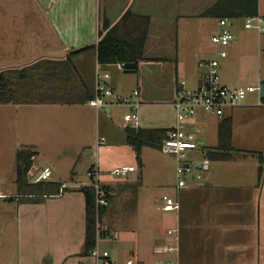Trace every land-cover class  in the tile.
Masks as SVG:
<instances>
[{
	"label": "crops",
	"instance_id": "0c3cea01",
	"mask_svg": "<svg viewBox=\"0 0 264 264\" xmlns=\"http://www.w3.org/2000/svg\"><path fill=\"white\" fill-rule=\"evenodd\" d=\"M1 1L0 72L21 70L45 60H66L76 50L97 46L101 33L108 34L123 23L127 15V24L117 29L122 37L136 36L140 21L147 24L143 60L133 72L140 79L136 90L140 92L142 106L160 97L172 108L183 90L182 82L195 74L201 78L204 70L199 64L217 56L218 48L211 38L218 30V16L224 8L217 6L221 0H104L102 21L98 10L101 0H69V7L57 6L58 3L48 7L44 0H23L21 6L15 8L3 6ZM258 1V16L264 18V0ZM252 30L242 24L234 33L235 39L228 48L229 56L220 66L223 85L244 88L264 84V32ZM73 61L80 73L77 77L79 91L85 93L87 85V95L96 94L100 67L115 66L100 65L95 49L75 56ZM113 88L117 90L116 84ZM0 106L18 108L15 110L17 122L38 118L46 112L40 110L37 114L23 108L76 109L82 126L85 119L89 121L90 114L93 118L96 113L97 134L103 130L101 119L105 135L106 114L111 112L110 117L116 118L119 112L126 114L129 111L122 105L118 106L120 111L117 105L100 109L89 104ZM175 124L146 129L169 130ZM187 128L197 132L199 158H208L211 166L201 181L188 179V186L180 190V211H164L161 197L156 207L152 205V211L165 213L158 228L160 231L155 233L156 229H151L150 234L146 231L144 236L137 237L140 228L124 225L126 220L118 224L124 229L115 231V225L106 224L107 208L116 196H121L130 187L107 183L104 168L100 172V188L102 197L106 199L107 194L109 198L107 207L101 208L96 246L108 251L118 264H124L130 257L146 264L166 260L176 264H264V97L260 91L248 94L241 104L228 108L221 117L200 110L187 123ZM113 140L116 145L129 143L126 131L125 138L117 141L114 137ZM91 142L88 138L86 145ZM100 146L97 137V149ZM141 160L140 172L144 162L146 164L142 152ZM154 163V175L160 182L162 162ZM34 167L29 175L31 182L39 173ZM46 168L52 171L51 178L46 181L51 194L40 195L39 202L20 200L15 171L0 176V183L4 185L0 186V244L4 240L8 243L0 246V264H94L92 252L86 249V201L81 190L93 182L89 178L90 183L86 185L73 177L68 185L61 177L53 178L57 171L55 167ZM174 175L176 180V169ZM63 185L68 188L62 189ZM60 186L57 194L55 191ZM6 192H12L9 198H16L9 201ZM168 193L175 195L176 183ZM165 223L167 228L162 226ZM178 226L180 250L177 254L168 251L175 243L168 231ZM110 232H114V236L117 234L120 240L116 244V253L106 249V237L111 236ZM28 239L31 242L24 247Z\"/></svg>",
	"mask_w": 264,
	"mask_h": 264
},
{
	"label": "rangeland",
	"instance_id": "374dc122",
	"mask_svg": "<svg viewBox=\"0 0 264 264\" xmlns=\"http://www.w3.org/2000/svg\"><path fill=\"white\" fill-rule=\"evenodd\" d=\"M22 1L23 0H2L1 3L3 6L15 8L21 6ZM99 3L101 4L98 7L99 17L103 21L104 0H101ZM56 4L60 7L70 6L69 0H44L45 6L51 7ZM88 9H90L89 6ZM244 22L245 20L243 19H237L232 26V31L237 33ZM252 31H255V29ZM97 35L98 32L96 28V39ZM181 35L183 34L181 33ZM180 41L182 44V39ZM191 41L192 36L190 37V42ZM88 59L93 60L91 57ZM114 65V67L109 68L100 67V75H103L104 72H107L105 69H108L111 79L110 81H106V83L112 88L113 85L116 84V92L119 94H132L133 91L139 87L140 79L138 74L125 73L124 70H119L117 68V64ZM197 76L198 74H195L186 78V89L190 90L198 87L200 77L197 78ZM103 81L104 80H102V82ZM154 99L157 100L153 103H146L141 107L139 111L140 126L145 129L164 128L176 122L175 109L167 104L165 99H160V97H155ZM118 106L121 105H117V110L120 111L119 108L121 107ZM68 108L69 107L60 108L57 109V111H54L55 109L35 110L32 108H23V110H31L37 114H39L38 112L40 110H45L46 112L42 113L38 118L29 120L21 119L20 122H17L15 119V110L18 108L0 106V176L7 175V172H11L12 170L15 171L16 176V153L18 149L22 146H30L34 143L35 145L32 146H35L39 152V155L36 156L34 160V169L36 168L39 169V171H43L47 166L55 167L57 171L53 175L54 179L61 177L65 183L70 185V183H72V178L75 177L80 183L87 185L90 183L89 177L87 176L88 170L91 167H99L100 172L106 168L107 183L112 185L125 184L130 187L129 190H126L121 196H116L107 208L106 224L112 223L115 225V231H122V229H124L120 228L118 224L120 221L125 220L127 222H124V225L129 224L130 228L132 226H138L140 228L137 237L144 236L146 231L150 234L151 229H156L155 233L160 231L158 228L159 225L162 224L161 218L165 213L161 211L158 213L157 211H152V205L156 207L158 205V200H160L159 198H163L164 194H169V188H172L174 183H176L174 177V170L176 169L175 158L162 153L158 148L144 147L141 152L143 158L146 160V164L144 162L142 173L138 170L139 163L137 162V156L131 144L126 142L122 143V141V144L116 145L113 140L114 137H116L117 141L119 138H125L123 113L121 114V112H119L116 118L110 117L111 112H109L110 115L106 114L105 135L104 125H102L101 119L100 123L103 130L97 134L96 113L93 118H91L90 114L88 116L89 121L85 119V125L82 126L76 109ZM18 124H20V126H17ZM102 135L106 136V138L104 137L106 139V145H104V143L97 149V137L102 138ZM88 138L89 142L92 141L90 143V145H93L92 147L86 145L88 144ZM191 156L197 158L199 152H191ZM201 159L202 158L199 160ZM154 162H162L161 167L163 172H161L162 178L160 182H157L154 175L156 169ZM124 165L136 166L137 170L135 173L132 172L126 177H117L111 174L114 169ZM29 179L31 180L32 177H29ZM188 179L194 180V177L192 176ZM0 186L4 185L0 183ZM6 187H8V185ZM6 193L8 198L12 195V192ZM160 203L162 204V202ZM167 225L168 224L165 223L162 226L167 228ZM110 233L111 236L106 237V249H109L112 253H116L114 252L115 249H117L116 244L119 243L120 240L117 234L114 236V232ZM8 238L9 237H7V240ZM5 242V240L2 241L0 246ZM30 242L31 239L30 241L28 239L24 243V247L29 246L28 244ZM5 244L7 246L8 243ZM13 252L12 250L11 253Z\"/></svg>",
	"mask_w": 264,
	"mask_h": 264
},
{
	"label": "trees",
	"instance_id": "16d2710c",
	"mask_svg": "<svg viewBox=\"0 0 264 264\" xmlns=\"http://www.w3.org/2000/svg\"><path fill=\"white\" fill-rule=\"evenodd\" d=\"M258 0H221L217 6H224L219 18L248 19L259 14ZM209 14V12H207ZM127 15L120 25H117L108 34L101 33V40L97 46H89L76 50L61 61H42L21 70H6L0 72V104L14 105H84L89 104L95 95L80 93L77 85L80 73L75 67L73 58L85 51L95 49L100 65H114L118 63L138 64L143 60L144 46L147 40V24L140 21L134 37H122L117 29L127 24ZM126 22V23H125ZM120 27V28H121ZM131 34V33H129ZM125 72V71H124ZM81 77V76H80ZM77 79V80H76ZM84 82V81H83ZM115 90V89H114ZM116 91V90H115ZM127 140L134 147L139 165H142L141 151L144 147L160 148L168 129L125 128ZM39 152L35 146H22L16 153V184L17 196L26 202L41 201L42 194H51L48 183L33 184L29 173L34 166V160ZM93 182V181H92ZM93 184V183H92ZM42 186V187H41ZM61 186L56 189L60 193ZM81 190L85 194L87 235L86 249L92 252L96 248L98 223L101 218V209L97 211L96 189L84 186ZM54 193V194H56ZM107 193V192H106ZM16 197L8 198L14 200ZM109 196L106 194V199Z\"/></svg>",
	"mask_w": 264,
	"mask_h": 264
},
{
	"label": "built area",
	"instance_id": "2783aa9c",
	"mask_svg": "<svg viewBox=\"0 0 264 264\" xmlns=\"http://www.w3.org/2000/svg\"><path fill=\"white\" fill-rule=\"evenodd\" d=\"M237 19L225 17L218 20V30L212 36L211 42L218 48L217 56L208 61L201 62L199 67L204 70L198 87L195 89H186V82L183 81L181 91L178 98L173 103L176 110V125L169 129L162 140L160 150L166 155L173 156L176 161V193L175 195L166 194L162 198L163 210L167 212L178 213L181 209L179 192L188 186V178L194 177L199 182L203 179L204 174L210 170L211 162L208 158L203 157L199 160V156H191V152L199 150L197 142V132L187 128V123L194 118L201 110L209 115L221 117L228 108H232L241 104L248 94L260 91L259 87L248 86L244 88H231L221 83L220 66L221 62L228 58V48L235 39L232 26ZM244 27L246 29H255L259 33L264 32V18L256 16L254 18L245 19ZM124 63H118L119 70L125 69ZM111 79L108 72L100 75L97 72L96 96L89 102V105L100 109L110 105H122L129 108L124 114L125 128L138 130L139 111L142 107L140 100V92L135 90L130 95H122L117 93L114 88L109 86L106 81ZM102 80H104L102 82ZM105 138H98V144H104ZM137 170L136 166L124 165L114 169L111 174L117 177H126L130 173ZM52 172L46 168L39 176L34 178V183H39L50 179ZM88 177L93 181L92 187L96 189L97 195V211L102 206L107 207L108 200L102 197L100 188V170L99 167H92L88 171ZM67 185H63L62 189H67ZM168 235L174 238L175 243L168 247L169 252L179 253L180 250V228L175 227L168 231ZM94 264H118L108 251H103L99 247L92 251ZM124 264H146L130 257ZM152 264H176L174 261H156Z\"/></svg>",
	"mask_w": 264,
	"mask_h": 264
},
{
	"label": "water",
	"instance_id": "95a60500",
	"mask_svg": "<svg viewBox=\"0 0 264 264\" xmlns=\"http://www.w3.org/2000/svg\"><path fill=\"white\" fill-rule=\"evenodd\" d=\"M124 67H125V69H124L125 73H133L137 69V64H135V63H126ZM259 88H260L261 97H264V84H261L259 86Z\"/></svg>",
	"mask_w": 264,
	"mask_h": 264
},
{
	"label": "bare ground",
	"instance_id": "6f19581e",
	"mask_svg": "<svg viewBox=\"0 0 264 264\" xmlns=\"http://www.w3.org/2000/svg\"><path fill=\"white\" fill-rule=\"evenodd\" d=\"M45 169H46V168H45ZM45 169H44V170H45ZM44 170H43V171H44ZM43 171H39V173H38L37 176H39V174H41V172H43ZM51 172H52V171H51ZM37 176H36V177H37ZM36 177H35V178H36ZM50 178H51V177H50ZM33 180H34V178H33ZM33 180H32V183H34ZM48 180H49V179H48ZM48 180H46V181H48ZM46 181H42V182H39V183H43V182H46ZM39 183H35V184H39Z\"/></svg>",
	"mask_w": 264,
	"mask_h": 264
}]
</instances>
